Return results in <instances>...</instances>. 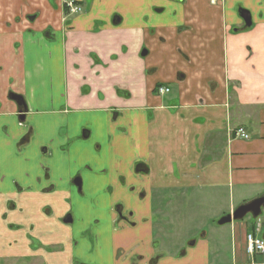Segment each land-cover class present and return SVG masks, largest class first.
<instances>
[{"label":"crops","instance_id":"obj_1","mask_svg":"<svg viewBox=\"0 0 264 264\" xmlns=\"http://www.w3.org/2000/svg\"><path fill=\"white\" fill-rule=\"evenodd\" d=\"M88 3L0 0V264H152L135 220L152 238L155 195L224 202L216 219L264 196V0ZM260 214L155 264H262Z\"/></svg>","mask_w":264,"mask_h":264},{"label":"rangeland","instance_id":"obj_2","mask_svg":"<svg viewBox=\"0 0 264 264\" xmlns=\"http://www.w3.org/2000/svg\"><path fill=\"white\" fill-rule=\"evenodd\" d=\"M90 1L92 2L93 0H89L88 4L91 3ZM151 167H153V164ZM143 183L144 184H141L142 186L148 184L146 179H144ZM162 196L164 198L159 195L153 197V212L157 214V216L154 222L155 231H153L154 234L152 238L150 237L151 235L149 236V233L147 235L144 234L146 231L143 230V227L146 225L140 219V221L134 219L135 222L139 223L138 233L140 239H138V241L139 246H141L140 251L144 253L150 251V253L155 254L156 257H160L161 260L163 259L162 257L168 255V253L169 256H171L180 251L183 252L188 248L190 245L189 243L193 242L195 239H199L211 225L217 224L220 218L216 219L214 216H216L217 211L224 203L222 202L219 204V201L213 202L211 200L205 201L203 204L198 201L189 203V201L185 202L180 197L177 200H170L169 194L167 196L162 194ZM117 206L123 208L124 203H118ZM263 212L264 209L260 215L263 216L262 218L264 219V215H262ZM133 218H135V216H133ZM151 239L155 241L153 246ZM148 247L150 250H148ZM179 256V259L182 258ZM171 263L172 261L169 260V264Z\"/></svg>","mask_w":264,"mask_h":264},{"label":"flooded vegetation","instance_id":"obj_3","mask_svg":"<svg viewBox=\"0 0 264 264\" xmlns=\"http://www.w3.org/2000/svg\"><path fill=\"white\" fill-rule=\"evenodd\" d=\"M166 1H172V2H177V3H180V2H182L183 0H179V1H174V0H166ZM67 3H69V2H66L65 4H64V6L68 9V14L69 15H73V14H77V13H80L81 11H82V8L79 6V4H77L76 2H74V1H71V3H73L74 4V6L76 7V8H78V11L77 12H75V13H71L70 12V9L68 8V6L66 5ZM214 3H216V1H214ZM238 11V15L240 16V12L241 11H247V10H245V9H242V8H240V9H238L237 10ZM247 12H249V11H247ZM249 14H250V12H249ZM241 17V16H240ZM250 17H251V22H252V16H251V14H250ZM28 19H31V18H28ZM243 19V18H242ZM250 22V23H251ZM243 23H244V25H245V27H247V28H249V29H251L252 27H253V25H252V23H251V25L250 26H248V25H246V23H245V21L243 20ZM142 53V52H141ZM146 54V53H145ZM142 55V54H141ZM142 56H144V55H142ZM159 89H164L163 87H160V88H158V90H156V91H158V95L159 96H162V95H165V94H168L169 93V88H166L167 90L166 91H168L167 93H160V91H159ZM10 95H16V94H9V96ZM18 96V95H17ZM20 97V96H19ZM10 98V97H9ZM22 98V97H21ZM23 100V99H22ZM24 103V102H23ZM20 107H23L22 109H24V108H26L25 107V104H23L22 106H20ZM24 118H25V116H24V113H21V115H20V119L21 120H24ZM83 138H85L84 136H83ZM28 140H29V135H26L25 137H23L22 138V140H21V144H27L28 143ZM140 169V170H142V171H137L138 169ZM137 168H134L135 169V171L136 172H147L148 170H147V168H145V166L144 165H141V164H139V165H137ZM143 193H141V198L143 197ZM117 206V205H116ZM114 207L115 208V212L119 215V218L121 217V212H122V208L120 207V206H117V207ZM15 203H13L12 201H9V200H5V201H0V209H3L4 211H9V210H11V208H13V209H15ZM21 214H23V212L21 213ZM26 218V217H25ZM27 219V218H26ZM124 219H127V218H125L124 217ZM28 221H29V219L25 222V223H21V224H17L18 226H19V228H17V231H30V229L31 230H33V229H35V225L33 226H28L26 223H28ZM0 222L1 223H3V226H6V227H11L10 226V224H9V222H8V216H7V214H6V212H2V214H0ZM69 222H71V216H66L64 219H63V222L62 223H69ZM28 226V227H27ZM204 235V234H203ZM202 235V236H203ZM34 242H35V247L32 249V252H33V254H36V253H38V248H39V244L38 245H36L37 244V242H36V240H33ZM155 241H153V243H154ZM195 241H193V243H194ZM190 245L189 246H191V243H189ZM29 258V257H28ZM17 261H23V260H25V259H27V257H25V256H19V257H16L15 258ZM152 262V264H155L156 262H157V257L156 256H154L153 257V260L151 261ZM262 264H264V263H262Z\"/></svg>","mask_w":264,"mask_h":264},{"label":"water","instance_id":"obj_4","mask_svg":"<svg viewBox=\"0 0 264 264\" xmlns=\"http://www.w3.org/2000/svg\"><path fill=\"white\" fill-rule=\"evenodd\" d=\"M174 1H179V0H174ZM240 16L241 18H243L246 25L248 26L251 25L250 23L251 17H250L249 12L241 11ZM142 55H145V53L142 52ZM8 97H10L11 100L15 101L19 106H22L24 104L22 98L17 95H10ZM137 171H142V170L138 169ZM263 205H264V196L256 198L254 201H251V202H248L247 204L239 206L231 214L222 216V218L218 220L217 224L219 226H222V225L231 223L232 221L243 219L246 214H250V216L257 218L261 212V207ZM191 244L193 245L194 243L191 242Z\"/></svg>","mask_w":264,"mask_h":264},{"label":"built area","instance_id":"obj_5","mask_svg":"<svg viewBox=\"0 0 264 264\" xmlns=\"http://www.w3.org/2000/svg\"><path fill=\"white\" fill-rule=\"evenodd\" d=\"M68 8L70 9L71 13H75L78 11V8L74 6L73 3L69 2L66 4ZM167 89H159L160 93H167ZM234 136L239 139L248 140V135L244 132L243 129L239 128L234 132ZM246 251L247 254H260L264 255V241H262L260 238L254 237L252 234L246 235Z\"/></svg>","mask_w":264,"mask_h":264}]
</instances>
